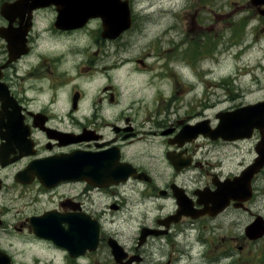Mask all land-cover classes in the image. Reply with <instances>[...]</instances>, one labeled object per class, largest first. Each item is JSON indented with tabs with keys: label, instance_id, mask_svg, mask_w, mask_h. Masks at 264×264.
<instances>
[{
	"label": "flooded vegetation",
	"instance_id": "1",
	"mask_svg": "<svg viewBox=\"0 0 264 264\" xmlns=\"http://www.w3.org/2000/svg\"><path fill=\"white\" fill-rule=\"evenodd\" d=\"M226 2L236 7L239 23L243 19L248 23L255 18L261 20L264 29V0ZM30 4L32 0H0V203L3 191L11 185L15 187L19 184L39 193H51L47 202L51 205L41 213L30 214L20 220L16 227L6 225L2 218L5 216L0 215V251L6 255V258L0 255V264L8 261L10 264H19L17 248L23 244L35 243L34 238L42 241L33 234L31 226L34 217L51 212L53 218H64L61 226L65 230L61 234L54 223L47 234L53 238L59 237L66 245L72 243L69 234H79L85 239V229L91 226L89 221L78 214L79 209L86 208L102 223L105 214H117L121 208V202L117 200L121 199L122 193L133 187L142 197L151 190V195L171 201V211L156 219L154 228H157L160 219L178 212L189 213L192 207L198 210L205 208L207 213L193 220L181 217L178 223L170 225L168 229L159 227L151 232L152 238L163 235L166 241L176 239L177 248L143 251V248L133 246L132 252L127 249V252L122 253V258L116 259L109 248L108 241L111 237L105 239L101 235L97 248L102 253L106 250V254L100 255L102 264H264V167L258 174L241 177L242 171L254 163L253 157L243 168L237 169L236 174L221 178L220 174L214 173L202 186L198 185V179L192 180L193 176L182 175L183 172H191L194 167H201L195 161L196 148L191 145L203 136L187 141L179 136L180 131L182 127L200 123L205 118L190 121L195 117L182 120L177 115L175 119H168L169 124L164 125L165 128L155 131V126L141 128L137 120L135 123L133 117L128 116V126L125 127L122 113H117L123 107H129L122 104V93L115 90V87L105 91L115 66L114 55L118 53V40L103 39L100 22L93 19L79 31L55 30V18L50 16L53 8L31 10ZM80 31L94 35L92 46L96 53L90 61L89 73H93L96 63L111 65L100 73L103 80L107 81L96 91L101 94L98 98L100 105L91 108L93 89L97 88H91L90 92L86 87L81 94L71 96L67 112L69 98L65 86L73 80L76 62H72L67 69L60 68L57 64L58 57L49 54L48 50L41 52V44L46 49L48 45L60 41L62 34ZM84 48L77 47L71 54L81 57ZM43 57H48L47 65L42 60ZM36 59L41 62L36 63ZM32 79L37 81L36 86L32 84ZM177 84L180 88L179 82ZM61 89L64 92L59 93ZM239 91V94L234 95L232 91L224 92L222 99L213 105L221 107L214 113L216 118L251 104L244 102L250 93L244 95L245 91ZM174 94L172 98L171 94L164 97L159 114L167 117L169 109L179 108H175L176 102L172 101L176 97L180 98V92L176 91ZM107 95L119 100L118 105H105ZM111 99L112 97L110 101L113 102ZM115 125L117 126L112 128ZM99 126L109 128V136L95 135L94 131ZM153 131L156 133H152ZM62 134L81 135V138L91 140L72 142V137ZM155 138L161 139L160 144L151 140ZM112 148H116L114 159L115 152H111ZM86 149L93 153H103L105 161L112 160V174L132 178L117 186L110 184L97 188L82 184L75 177H86L95 171L94 168L80 166L79 161L70 162L58 158L62 154L77 155L78 150ZM86 159L87 156L83 158ZM156 163L162 166L168 176L162 187L159 177L149 169ZM99 167L100 173L103 172L104 167ZM56 177L69 179L61 181L55 187L41 185L40 178L50 185L52 182L49 180ZM82 196L87 205L80 201L79 197ZM72 197L76 199L74 205ZM52 198L57 200L53 201ZM64 198L69 201L63 200ZM197 201L203 205H197ZM0 206L2 210H7V207ZM183 227L207 230L208 240L193 239L190 234L185 233ZM23 229L34 237L31 236L33 240L27 238L29 235L23 234ZM195 243L202 246H195ZM206 249L207 254L204 255ZM64 253L65 258L71 257L67 250ZM86 255L90 256V253L87 252ZM55 258L56 254L53 253V259Z\"/></svg>",
	"mask_w": 264,
	"mask_h": 264
},
{
	"label": "rangeland",
	"instance_id": "2",
	"mask_svg": "<svg viewBox=\"0 0 264 264\" xmlns=\"http://www.w3.org/2000/svg\"><path fill=\"white\" fill-rule=\"evenodd\" d=\"M226 1L136 0L139 3L138 7L144 8L141 14L147 13V16L136 23V26L142 29L133 32L131 36L132 43L126 51L129 52L126 55L132 57L127 60L129 63L124 65L121 61V68L110 73L112 82L118 85L119 91L126 96L122 104L129 106L123 107L117 113H122L124 118L133 117L134 122L137 120L141 128L153 125L157 131L158 128H165L164 125L169 124L168 119H175L177 115L182 120L195 117L190 121L205 118L210 122L219 109L213 105L222 99L224 92L232 91L234 95L242 90L245 91L244 95L250 93L244 100L245 103L264 98V29L261 20L254 18L245 23L246 19H243L239 23L238 15L235 13L236 7ZM50 16L53 18L54 13L50 12ZM150 22L154 24L149 25ZM93 36L91 33L85 34V31H80L69 39L55 41L46 49L41 44V52L48 50L49 54L58 57L57 64L60 68L67 69L72 62H76L73 80L65 86L69 98L67 112L73 94L77 92L81 94L82 89L86 87L90 91L91 85L100 89L107 82L100 73L111 63L107 65L96 63L92 69L93 75L89 73L90 61L96 53L92 46ZM77 47H85L81 57L71 54ZM47 58H42L45 64ZM35 62L41 61L36 59ZM90 78L91 83L87 81ZM123 78L127 79V85L121 83ZM36 83L37 81L32 79V84L36 86ZM98 89H93L94 99L91 108L100 105L98 98L101 94L96 92ZM176 91L180 92V98L176 97L172 102H176L175 108H179L169 109L167 117L159 114L158 110L163 105L164 97L171 94L172 98ZM61 92L64 91L61 89L59 93ZM109 99L107 96L104 103ZM115 100L118 103L119 100ZM211 121L210 127L216 122ZM260 139L258 133L254 132L248 141L236 142V147L209 141L199 144V147L192 144L191 147L197 151L195 161L201 167H194L191 172L186 171L182 175L193 176L192 180L198 179V185L202 186L214 173L223 176L229 170L240 169L254 157L253 147ZM151 140L156 144L161 142L158 138ZM238 162L241 166H237ZM149 169L159 177V184L162 187L168 177L162 166L156 163ZM131 189L122 193L121 199L117 200L121 202L120 210L117 214L108 216L104 225L106 235L115 236L123 245L125 244V247L133 248L140 229L153 228L156 219L171 211V201L162 200L158 195H151L153 194L151 190L142 197L137 189L134 187ZM3 194L0 205L7 207V210H2L0 206V215L5 216L2 218L8 226L16 227L20 220L29 217L30 214L41 213L51 205L47 203L51 193H39L19 184L15 187L11 185ZM183 229L193 239L208 240L207 230L201 231L198 227ZM22 231L24 235H29L28 239H32L26 229ZM195 244L202 246L200 243ZM35 245L23 244L17 248L19 264H58L57 258L54 262L52 259L54 250L38 251L34 249ZM143 246V251L178 247L176 239L166 241L163 235L158 238L147 237ZM91 253L94 254L90 255L89 259L86 256L80 264H102L98 256L101 254ZM203 253L206 255L207 249Z\"/></svg>",
	"mask_w": 264,
	"mask_h": 264
},
{
	"label": "water",
	"instance_id": "3",
	"mask_svg": "<svg viewBox=\"0 0 264 264\" xmlns=\"http://www.w3.org/2000/svg\"><path fill=\"white\" fill-rule=\"evenodd\" d=\"M36 1H38V3H36V5H39V6H41V5H43L44 6V4L45 5H48V4H54V5H56L55 4V0H36ZM46 1V2H45ZM250 108V107H249ZM255 109L258 111L257 112V115L255 116V117H252L251 119L252 120H255L257 123H258V125H259V128L261 129V131H263L264 130V102H262V103H258V105L255 107ZM227 124V120H220V125H222V126H224V125H226ZM215 133H217V135H219V136H221L222 138H224L225 137V134L226 135H228V137H230L231 135H230V132H226V133H218L217 131L215 132ZM240 135L239 134H236V135H234V137L236 138V137H239ZM260 157H264V153H261L260 154ZM264 163V162H263ZM257 165H261V163H257Z\"/></svg>",
	"mask_w": 264,
	"mask_h": 264
}]
</instances>
